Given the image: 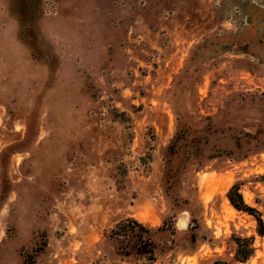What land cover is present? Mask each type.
<instances>
[{"label": "rangeland", "instance_id": "374dc122", "mask_svg": "<svg viewBox=\"0 0 264 264\" xmlns=\"http://www.w3.org/2000/svg\"><path fill=\"white\" fill-rule=\"evenodd\" d=\"M234 184L264 221V0H0V264H264Z\"/></svg>", "mask_w": 264, "mask_h": 264}, {"label": "trees", "instance_id": "16d2710c", "mask_svg": "<svg viewBox=\"0 0 264 264\" xmlns=\"http://www.w3.org/2000/svg\"><path fill=\"white\" fill-rule=\"evenodd\" d=\"M227 198L230 204L239 211L246 212L252 215L256 222V232L264 236V221L257 210L245 203L242 198L241 193L239 192V188L236 184L232 185L227 193ZM235 243L237 245L234 260L236 262H244L246 261L254 252V237H237L235 238ZM224 264H234V263H224Z\"/></svg>", "mask_w": 264, "mask_h": 264}, {"label": "water", "instance_id": "95a60500", "mask_svg": "<svg viewBox=\"0 0 264 264\" xmlns=\"http://www.w3.org/2000/svg\"><path fill=\"white\" fill-rule=\"evenodd\" d=\"M179 224H180V226H185L187 223H186V221L181 220V221L179 222ZM182 224H183V225H182Z\"/></svg>", "mask_w": 264, "mask_h": 264}, {"label": "bare ground", "instance_id": "6f19581e", "mask_svg": "<svg viewBox=\"0 0 264 264\" xmlns=\"http://www.w3.org/2000/svg\"><path fill=\"white\" fill-rule=\"evenodd\" d=\"M184 220V219H183ZM185 221V220H184ZM183 225V224H182Z\"/></svg>", "mask_w": 264, "mask_h": 264}]
</instances>
